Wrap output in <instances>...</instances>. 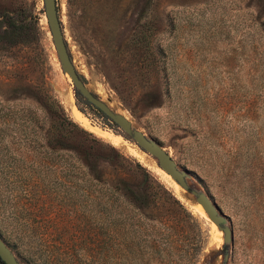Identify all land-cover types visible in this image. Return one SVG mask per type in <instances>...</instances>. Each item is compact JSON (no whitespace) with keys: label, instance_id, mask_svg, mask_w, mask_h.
I'll return each mask as SVG.
<instances>
[{"label":"rangeland","instance_id":"rangeland-1","mask_svg":"<svg viewBox=\"0 0 264 264\" xmlns=\"http://www.w3.org/2000/svg\"><path fill=\"white\" fill-rule=\"evenodd\" d=\"M55 1L86 87L167 150L231 240L76 95L42 0H0V35L22 24L0 42V238L19 264H264V0Z\"/></svg>","mask_w":264,"mask_h":264},{"label":"water","instance_id":"water-1","mask_svg":"<svg viewBox=\"0 0 264 264\" xmlns=\"http://www.w3.org/2000/svg\"><path fill=\"white\" fill-rule=\"evenodd\" d=\"M43 12L47 27L51 36V42L63 73H65L74 89L93 107L99 110L106 118L116 124L141 150L154 158L157 166L167 173L170 178L182 189L188 191L194 197L195 203H199L208 219L222 232V240L228 243L231 240L230 229L225 224L224 217L219 213L215 205L202 191L189 189L185 180V173L179 169L174 159L165 148L148 137L142 131L134 128L131 122L123 114L113 110L107 103L91 92L85 83V79L79 74L71 61L67 45L63 36L62 26L59 20L55 0H42ZM0 261L3 264H19L13 252L0 238Z\"/></svg>","mask_w":264,"mask_h":264},{"label":"trees","instance_id":"trees-1","mask_svg":"<svg viewBox=\"0 0 264 264\" xmlns=\"http://www.w3.org/2000/svg\"><path fill=\"white\" fill-rule=\"evenodd\" d=\"M21 28H22V24L19 23L18 20L11 19L10 21H8L5 24V27L1 31L2 35H0V42L4 41V42H7L9 44L13 43L14 41H16V39L20 33L19 31L21 30ZM75 93H76V95H78L80 98L83 99L84 103H86L87 105H90L76 90H75ZM93 108L96 109L95 107H93ZM97 111H99V110H97ZM67 124L71 127V129L77 127V125L70 120L67 121ZM126 138H128V137H126ZM201 250H202V244H199L198 248H197V252L199 253ZM0 264H3V263L0 261Z\"/></svg>","mask_w":264,"mask_h":264},{"label":"bare ground","instance_id":"bare-ground-1","mask_svg":"<svg viewBox=\"0 0 264 264\" xmlns=\"http://www.w3.org/2000/svg\"><path fill=\"white\" fill-rule=\"evenodd\" d=\"M66 75V74H65ZM67 76V75H66ZM68 77V76H67ZM71 110H72V115L74 116V118L79 121L82 125L88 127V128H91V129H98V126L96 127L95 125H92V123L88 120V118L80 111L78 110L75 106H71ZM100 128V127H99ZM105 131V130H104ZM103 131V132H104ZM100 132V131H99ZM106 132V131H105ZM111 135V134H109ZM106 136V135H105ZM117 139H120L122 138L121 135H116L115 136ZM116 140V139H115ZM196 210L201 213L203 216L207 217L206 213L203 211L201 205L199 203L196 204ZM217 237L218 239L222 238L221 237V231L218 230L217 231Z\"/></svg>","mask_w":264,"mask_h":264}]
</instances>
